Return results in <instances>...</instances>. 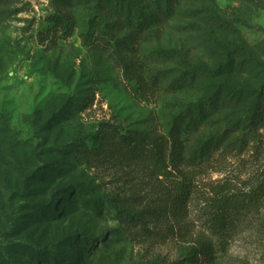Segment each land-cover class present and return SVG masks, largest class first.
<instances>
[{
  "label": "rangeland",
  "instance_id": "rangeland-1",
  "mask_svg": "<svg viewBox=\"0 0 264 264\" xmlns=\"http://www.w3.org/2000/svg\"><path fill=\"white\" fill-rule=\"evenodd\" d=\"M252 1L182 0L164 29L133 43L130 56L124 54L134 55L142 68L136 70L138 84L127 80L110 54L84 44L89 19L98 15L94 0L70 6L64 0H36L39 11L28 0H0V264L2 252L10 264H44L30 251L45 255L47 263L53 249L66 256L58 264L68 259L73 264H190L196 249L212 241L192 217L170 221V229L151 215L159 188L76 164L69 145L86 140L105 122L166 136L172 117L209 88L264 87V9ZM65 11L77 25L73 37L47 35V19ZM127 35L116 32L118 39ZM188 65L209 78L194 89L173 92L170 85ZM90 96L95 98L91 109H75L79 99ZM251 104L248 98L234 122L247 117ZM230 123L216 120L192 138L191 147L225 132ZM231 164L229 170L245 166ZM225 177L209 170L195 183L204 187ZM76 187L88 207L77 203ZM123 209L143 213L145 225L161 235L131 234L132 226L120 222ZM215 248L216 260L206 264H264L263 233L236 235L226 252Z\"/></svg>",
  "mask_w": 264,
  "mask_h": 264
},
{
  "label": "trees",
  "instance_id": "trees-1",
  "mask_svg": "<svg viewBox=\"0 0 264 264\" xmlns=\"http://www.w3.org/2000/svg\"><path fill=\"white\" fill-rule=\"evenodd\" d=\"M64 1L69 6L87 2ZM181 1L94 0L98 15L89 19L83 42L86 46L97 45L110 54L121 65L127 80L139 84L142 79L136 70L142 68L135 63L134 55L127 59L124 54L130 56L129 51H134L133 43L146 41L164 29L177 16ZM252 2L264 9V0ZM106 19L113 23H106ZM47 20L51 25L47 35L63 40L73 37L77 25L69 12ZM119 30H126L127 37L118 39L116 32ZM207 78L203 69L188 65V70L174 80L170 89L173 92L194 89ZM142 88L145 90V85ZM248 98H252L250 112L244 120L239 119L241 123L234 122ZM94 100V96L79 99L75 109L87 111L92 108ZM223 119L231 121L228 130L209 137L197 148L191 147L194 136L216 124V120ZM69 146L76 164L116 171L136 184L141 181L154 189L159 188L151 215L159 221H167L170 229H173L170 221L179 224L192 217L212 241L196 249L190 264L214 262L215 245L218 250L226 252L233 238L240 233L264 234V87L235 91L229 87H211L206 95L185 104L172 117L166 136L124 130L105 122L100 123L86 140ZM233 160L245 166L229 170ZM209 170L226 174V177L220 182L199 187L195 181ZM74 190L79 195L77 203L88 207L86 195L78 187ZM93 203L96 207L98 202ZM119 214L125 227L132 226L129 232L134 236L152 239L161 235L145 225L143 213H129L123 209ZM135 229L140 231L134 233ZM30 253L36 262L44 261V264H58L59 259L66 257L53 249L51 261L46 263L45 255L37 251ZM2 254V264H10L5 252ZM69 260L71 262L68 259L65 264H73Z\"/></svg>",
  "mask_w": 264,
  "mask_h": 264
},
{
  "label": "built area",
  "instance_id": "built-area-1",
  "mask_svg": "<svg viewBox=\"0 0 264 264\" xmlns=\"http://www.w3.org/2000/svg\"><path fill=\"white\" fill-rule=\"evenodd\" d=\"M29 2H32L34 4L35 10L39 11V8L36 6V0H28Z\"/></svg>",
  "mask_w": 264,
  "mask_h": 264
}]
</instances>
